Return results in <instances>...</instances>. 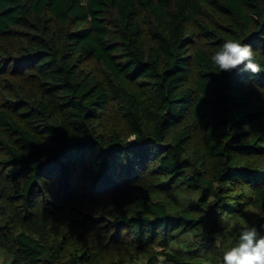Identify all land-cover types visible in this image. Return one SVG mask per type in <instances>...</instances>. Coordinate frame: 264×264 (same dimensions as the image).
Returning <instances> with one entry per match:
<instances>
[{"label": "trees", "instance_id": "trees-1", "mask_svg": "<svg viewBox=\"0 0 264 264\" xmlns=\"http://www.w3.org/2000/svg\"><path fill=\"white\" fill-rule=\"evenodd\" d=\"M264 0H0L6 264H223L264 235Z\"/></svg>", "mask_w": 264, "mask_h": 264}, {"label": "clouds", "instance_id": "clouds-1", "mask_svg": "<svg viewBox=\"0 0 264 264\" xmlns=\"http://www.w3.org/2000/svg\"><path fill=\"white\" fill-rule=\"evenodd\" d=\"M255 56L251 45L229 39L211 56V61L221 72H230L243 65L245 71L257 74L264 69ZM222 260L223 264H264V235L255 227L242 228L238 244L224 251Z\"/></svg>", "mask_w": 264, "mask_h": 264}, {"label": "rangeland", "instance_id": "rangeland-1", "mask_svg": "<svg viewBox=\"0 0 264 264\" xmlns=\"http://www.w3.org/2000/svg\"><path fill=\"white\" fill-rule=\"evenodd\" d=\"M7 260V257L0 252V264H6L5 261Z\"/></svg>", "mask_w": 264, "mask_h": 264}, {"label": "built area", "instance_id": "built-area-1", "mask_svg": "<svg viewBox=\"0 0 264 264\" xmlns=\"http://www.w3.org/2000/svg\"><path fill=\"white\" fill-rule=\"evenodd\" d=\"M156 264H160V262H157Z\"/></svg>", "mask_w": 264, "mask_h": 264}]
</instances>
